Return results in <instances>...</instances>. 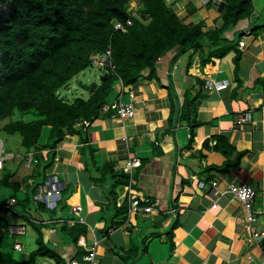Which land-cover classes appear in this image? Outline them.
I'll list each match as a JSON object with an SVG mask.
<instances>
[{"label":"crops","instance_id":"obj_1","mask_svg":"<svg viewBox=\"0 0 264 264\" xmlns=\"http://www.w3.org/2000/svg\"><path fill=\"white\" fill-rule=\"evenodd\" d=\"M225 1L202 5L199 0H165L186 24L202 22L203 31L220 25ZM251 3L252 12L222 33L221 47L234 43L240 52L237 64L233 51L222 58L211 56V45L181 55L168 52L137 83L123 88L116 84L110 102L122 91L121 100L135 108L132 117L100 115L85 129L65 135L45 171L64 183L56 208L42 210L34 199L28 206L2 207L8 198L23 200L31 194L30 186L46 179L37 176L34 153L29 162L30 152L24 155L20 137L0 133V150L5 149L0 181L11 176L10 183H0V251L6 258L19 260L14 254L20 253L24 260L42 242L62 264L81 262L88 248L95 264H264V235L252 237L264 229V0ZM209 56L213 61L202 64ZM223 81L227 85L218 88ZM186 92L193 98V112L186 110ZM221 136L227 138L221 149L236 164L227 172L214 169L226 158L214 149ZM88 146L97 150V161L112 162L114 170L138 159L140 166L127 173L131 184L111 189L95 182L81 152ZM11 183L19 185L17 191ZM230 183H247L256 191L253 224L226 191ZM130 190L147 197L153 210L122 213V198ZM74 206H81L84 233L79 237L86 248L62 228L63 223L78 226L66 221L77 218ZM9 225H24L25 234L10 233ZM17 242L20 251L14 248ZM37 260L54 264L48 256Z\"/></svg>","mask_w":264,"mask_h":264},{"label":"trees","instance_id":"obj_2","mask_svg":"<svg viewBox=\"0 0 264 264\" xmlns=\"http://www.w3.org/2000/svg\"><path fill=\"white\" fill-rule=\"evenodd\" d=\"M131 1L0 0V5L13 2L16 8L7 22L8 27L0 30V133L20 137L24 155L34 153L37 176L43 181L65 135L85 129L78 126L83 120L91 123L100 115H115L114 109L102 113L101 107L112 103L110 99L114 96L116 84L120 85L118 76L124 85L135 84L143 72L153 70L158 59L166 53L176 51V55H181L205 45L215 46L211 51L214 58H222L233 51L234 63L239 62L240 52L234 43L221 47L222 33L252 12L251 0L223 2L217 19L220 25L208 31L202 30V22L186 24L165 0H134L137 1L134 10L129 9ZM127 19L131 25L126 24V31L115 29L114 22L125 24ZM107 49L111 51L114 71L100 79L99 84H94L92 91L93 84L80 83L78 87L86 88L87 96L76 92L70 96L72 78L91 66V55ZM211 56L203 57L201 63L213 61ZM62 89L67 90L62 92ZM184 101L186 110L193 112L192 105L189 108L193 101L190 92L185 93ZM44 130L46 136L42 142ZM225 139V136L219 137L214 147L226 157L221 166L214 167L222 172L236 165L227 156L228 152L221 149L226 144ZM96 151L91 146L81 150L87 155V168L95 182L99 185L110 182L111 189L120 184H131L129 175L123 170H114L112 162L97 161ZM10 177L6 176L0 183H10ZM213 182L216 181L211 184ZM43 183L30 186L31 194L17 203L32 204L34 192ZM17 186L12 184L15 191ZM130 195L122 198V213L128 212ZM136 199L140 197L136 195ZM143 205L146 203L139 200V206ZM39 207L45 209L42 204ZM63 225V230L71 231L76 242L81 232L84 233V229L78 227L79 223L73 227ZM44 256L50 257L54 264H62L42 242L24 260L6 258L0 251V264H43L37 258Z\"/></svg>","mask_w":264,"mask_h":264},{"label":"built area","instance_id":"obj_3","mask_svg":"<svg viewBox=\"0 0 264 264\" xmlns=\"http://www.w3.org/2000/svg\"><path fill=\"white\" fill-rule=\"evenodd\" d=\"M199 1L205 5V4H208L214 0H199ZM136 7H137V1H134V0L131 1L129 9L134 10ZM126 24L128 26H130L131 21L127 19L125 24L114 22V27L117 30L126 31V28H127ZM239 45L243 46L244 42L239 41ZM90 62H91L92 66L103 68L109 72L114 71V66H113L112 61H111L110 49H107L105 52H103L101 54L96 53V54L91 55L90 56ZM118 81L120 83V86H122V88H123L124 84L122 83L119 76H118ZM225 84H226V82H221V83H217L216 85L218 88H220V87L225 86ZM207 85H209V83H207ZM132 94L133 93L130 92V96H133ZM121 96H122V91H121L119 98L117 100L112 101L111 104H104L101 107V112L106 113L110 109H114L116 111L115 115L118 116V118H120L121 120L132 117L135 114V108H134L133 104H131L129 102H123L121 100ZM246 118L247 117L244 116L240 121H245ZM240 121H238V122H240ZM89 123L90 122L88 120H83L79 123L78 126H82V128H86L89 125ZM4 154H5L4 150H3V148H1V150H0V168L2 166L4 159H5ZM32 155L33 154L29 153V156H28L29 162L32 160ZM138 165H139L138 159H136V158L129 159V160H127V162L125 164L124 171L126 173H128L129 171H131L132 168H134ZM200 184H201V186H203L202 183H200ZM212 185L213 186L216 185V182H213ZM130 186H128L129 189H130ZM63 187H64L63 182H61V180L58 178V176L55 173H51L47 176L44 183L38 187V190H37L36 194L33 196V199L37 204L40 203V204L44 205L45 208L52 210V209L56 208L58 205V202L61 198V192H62ZM227 192H229L231 195H233V197L235 199H237L239 201V203L242 206V210L244 211V215H245L246 220L250 224H253L257 220V214H258V212L252 208V203L254 201L256 191L247 183H241L239 185L232 183L227 187ZM130 194H133L132 191L131 190L127 191V195H130ZM130 199H132V200H131V203H130L129 208H128V212H127L128 215H131V214H134V213H137L140 211L141 212H150L152 210L151 205L139 206V200L144 202V203H147L148 200L146 198L140 197V199L137 200L136 195L133 194V195H130ZM215 201H216V199L214 200L212 207H216ZM16 204H17V200L15 198H8L2 204V207L5 209H8V210H11V208H13V206ZM72 212L75 216H77V218H74V219L69 218V220L67 219L66 221L70 225H74L75 223L84 224V218L82 216H80L81 206H74L72 208ZM45 223H47V221ZM8 229H9L10 233L15 234V235L25 234V231H26V228L24 225H9ZM263 235H264V229L262 231L252 233V237L254 239H257ZM77 242L80 246L86 248V244H85L82 237H79ZM14 248L18 251H20L22 249L19 242L15 243ZM86 250H87V253L84 255L81 262L71 261L69 264H95L94 254L92 252L93 249L88 248Z\"/></svg>","mask_w":264,"mask_h":264},{"label":"rangeland","instance_id":"obj_4","mask_svg":"<svg viewBox=\"0 0 264 264\" xmlns=\"http://www.w3.org/2000/svg\"><path fill=\"white\" fill-rule=\"evenodd\" d=\"M105 74H109V72L106 71L105 69L100 68V67H95V66L87 67L86 69L81 71L79 74H77L74 78H72V80L69 82V84H70L69 89L71 92L70 96H74L75 92L78 95L84 93V96L85 95L87 96L88 91H86V88H83L81 86L78 87L80 85V83H83L86 85L99 84L101 82L100 79H101L102 75H105ZM115 89H116V87H115ZM65 90H67V89H65ZM65 90L62 89V92H65ZM116 93H117V91H116ZM114 95H115V93H114ZM45 136H46V130L43 131V134L41 137L42 142L44 141ZM107 183L110 184V182H107ZM107 183L104 184V186L106 185V187H107L108 186ZM14 256L17 257L19 260L22 258V254H20V253H15Z\"/></svg>","mask_w":264,"mask_h":264},{"label":"water","instance_id":"obj_5","mask_svg":"<svg viewBox=\"0 0 264 264\" xmlns=\"http://www.w3.org/2000/svg\"><path fill=\"white\" fill-rule=\"evenodd\" d=\"M15 6L13 2H8L4 5H0V30L6 29L8 27L7 22L12 18L15 12ZM246 29V28H245ZM106 74L101 77V80L105 78ZM95 85L91 86V91L94 89Z\"/></svg>","mask_w":264,"mask_h":264},{"label":"clouds","instance_id":"obj_6","mask_svg":"<svg viewBox=\"0 0 264 264\" xmlns=\"http://www.w3.org/2000/svg\"><path fill=\"white\" fill-rule=\"evenodd\" d=\"M202 5H204V4H202ZM205 5H207V4H205ZM92 66V65H91ZM103 69V68H102ZM107 71V70H106ZM109 72V71H108ZM223 82H226V81H223ZM225 85H227V82H226V84ZM126 164V163H125ZM138 166H140V161H139V165ZM138 166H136V167H138ZM125 167V166H124ZM124 167H123V172L124 173H126L125 171H124ZM61 182H62V180H61ZM63 185H64V183H63ZM64 188V187H63ZM63 190V189H62ZM226 191H227V189H226ZM233 196V195H232ZM143 198H146L148 201H147V203H146V205H151L152 206V210H153V208H154V206H153V204L152 203H149V199L147 198V197H143ZM61 199V198H60ZM237 200V199H236ZM60 201V200H59ZM238 201V200H237ZM254 202V201H253ZM241 205V204H240ZM151 210V211H152ZM150 211V212H151ZM150 212H143V213H150ZM260 213V212H259ZM127 215H128V213H127ZM258 215V214H257ZM70 263V262H69Z\"/></svg>","mask_w":264,"mask_h":264},{"label":"bare ground","instance_id":"obj_7","mask_svg":"<svg viewBox=\"0 0 264 264\" xmlns=\"http://www.w3.org/2000/svg\"><path fill=\"white\" fill-rule=\"evenodd\" d=\"M122 81V80H121ZM131 89V88H130ZM115 100V99H114ZM103 169V168H102ZM104 171V170H103ZM106 171V170H105ZM106 173H109V171H107ZM104 179V178H103ZM111 179V178H110ZM103 181V180H102ZM112 181H113V178H112ZM100 182V181H99ZM104 182H105V180H104ZM98 185V184H97ZM106 186V185H105ZM133 189V188H132ZM214 199V198H213ZM108 203V202H107ZM109 204V203H108ZM111 206V205H110ZM81 215V214H80ZM82 216V215H81ZM83 217V216H82ZM98 218H100V217H98ZM102 218V217H101ZM128 222H130V221H128ZM87 224V223H86ZM80 225V224H79ZM83 225V224H82ZM78 227H80V226H78ZM125 227V226H124ZM87 228V227H86ZM110 230V229H109ZM112 230H113V228H112ZM127 230V229H126ZM81 233H83V232H81ZM107 234V233H106ZM129 234V233H128ZM85 235V234H84ZM83 236V235H82ZM86 236V235H85ZM106 237V236H105ZM80 248V247H79ZM76 249H77V247H76ZM84 250V249H83ZM79 251V250H78ZM136 251V250H135ZM85 252V251H84ZM87 252V251H86ZM117 252V251H116ZM138 253V252H137ZM94 254V253H93ZM132 255V254H131ZM77 259V258H76ZM79 259L80 258H78V261H79ZM46 260V259H45ZM82 260V259H81ZM77 261V260H76ZM97 261V260H96ZM41 262V261H40ZM98 263V262H97Z\"/></svg>","mask_w":264,"mask_h":264}]
</instances>
